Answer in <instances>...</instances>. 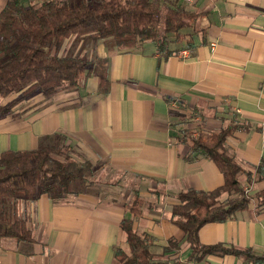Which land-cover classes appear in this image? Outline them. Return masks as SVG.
I'll use <instances>...</instances> for the list:
<instances>
[{
    "label": "crops",
    "instance_id": "0c3cea01",
    "mask_svg": "<svg viewBox=\"0 0 264 264\" xmlns=\"http://www.w3.org/2000/svg\"><path fill=\"white\" fill-rule=\"evenodd\" d=\"M171 1L160 0L165 6ZM5 3L0 0V11ZM180 6L206 13L196 22L193 49L171 43L177 52L164 59L153 42L122 50L87 40L94 47L89 58L106 67L107 91L88 74L77 87L39 93L0 116V154L51 145L59 135L70 148L73 170L83 175L68 198L54 201L42 194L18 205L33 241L1 240L0 264H115L116 246L128 252L120 228L124 218L152 238L150 250L161 261L264 264V210L255 202L198 232L200 245L248 250L253 257L247 260H190L184 232L170 222L179 192L223 183L215 164L191 149L200 130L240 124L225 139L227 153L243 169V186L251 192L264 188L256 174L264 159V0H193ZM135 198L141 200L140 215L132 217L128 206ZM169 240L177 246L164 252Z\"/></svg>",
    "mask_w": 264,
    "mask_h": 264
},
{
    "label": "trees",
    "instance_id": "16d2710c",
    "mask_svg": "<svg viewBox=\"0 0 264 264\" xmlns=\"http://www.w3.org/2000/svg\"><path fill=\"white\" fill-rule=\"evenodd\" d=\"M205 14L175 5L162 10L160 0H6L0 11V100L16 92L27 98L74 88L88 74L98 77V87L105 92L108 79L103 62L89 61L83 55H58L66 39L87 36L125 50L153 42L157 53L167 59L177 52L170 49L171 43L194 48L192 35L200 31L196 22ZM11 112V105L0 101V116ZM239 126L200 130L190 140L192 151L211 160L223 176L222 185L212 190L179 192L178 203L171 210L170 222L184 232L191 250L189 258L195 262L207 255H233L244 260L253 257L248 250L222 244L202 246L198 239L204 224L235 216L246 210L251 200H255L257 210H264V188L252 196L243 191L239 181L243 169L225 147L226 137ZM53 138L55 143L51 145L0 154V241H33L20 203L32 202L42 194L56 201L76 193L74 184L83 175L73 170L64 138ZM256 174L264 178V159ZM140 204L141 200L135 198L128 206L132 217L140 215ZM132 224L131 218L120 222L128 252L116 246L115 264H182L158 260L150 251L152 238L137 233ZM175 246L177 243L169 240L163 251Z\"/></svg>",
    "mask_w": 264,
    "mask_h": 264
},
{
    "label": "rangeland",
    "instance_id": "374dc122",
    "mask_svg": "<svg viewBox=\"0 0 264 264\" xmlns=\"http://www.w3.org/2000/svg\"><path fill=\"white\" fill-rule=\"evenodd\" d=\"M173 3V5L175 6H180L179 3H177V1H174L172 0L171 1ZM160 5L162 7V10L164 9L165 5L164 3H161L160 2ZM172 5V6H173ZM181 7V6H180ZM196 27V26H195ZM87 40H91L94 44L97 42V41H94L93 39L89 38V37H82V38H75V37H71L69 38L67 41L65 40L63 43L65 44V49L62 51V53H60L59 55L60 56H69V55H83L84 57H86L87 60H91V61H96L94 58L90 59L89 58V53L92 52V50L94 49V47H92L90 44V42H88L86 44V41ZM82 41V42H81ZM63 45V44H62ZM61 45V46H62ZM62 48V47H61ZM59 48V49H61ZM59 49L57 50V53L59 52ZM122 50H125V49H122ZM37 94H34V95H31L29 97H23L24 95L19 92H16V93H13L11 94L10 96H8L7 98L5 99H10V101L7 103V104H10L11 105V108H20V106H24L26 105L27 103H31V99L32 97L36 96ZM5 99H1L0 101L2 102L3 100ZM68 154L70 152V150L67 151ZM76 184V183H75ZM75 184H74V188H75ZM243 187H247V186H243L241 184V188L243 189ZM75 192L77 193V190L75 189ZM257 192V191H255ZM255 192H251L250 190L248 191V194L249 196H252ZM70 195H68L67 197L65 198H68ZM63 199V198H61ZM255 200H251L250 203H254ZM151 251V250H150ZM159 260V259H158Z\"/></svg>",
    "mask_w": 264,
    "mask_h": 264
},
{
    "label": "built area",
    "instance_id": "2783aa9c",
    "mask_svg": "<svg viewBox=\"0 0 264 264\" xmlns=\"http://www.w3.org/2000/svg\"><path fill=\"white\" fill-rule=\"evenodd\" d=\"M192 2H193V0H183V1H182V3H184V4H186V3H192ZM182 3H180V5H181ZM212 45H213V44H212ZM243 191H244L245 193H248L249 188H248V187H243Z\"/></svg>",
    "mask_w": 264,
    "mask_h": 264
}]
</instances>
